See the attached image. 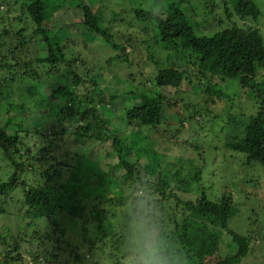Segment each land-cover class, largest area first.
<instances>
[{
  "label": "trees",
  "instance_id": "trees-1",
  "mask_svg": "<svg viewBox=\"0 0 264 264\" xmlns=\"http://www.w3.org/2000/svg\"><path fill=\"white\" fill-rule=\"evenodd\" d=\"M57 1L23 0L17 4L18 0H2L0 5L5 4L7 12L13 6H19L21 13L16 17L19 21L13 29L0 30V75L1 72L13 70L15 81L16 70L21 79L37 80L38 83L30 85L26 91L30 103L40 107L46 104L38 93L37 84L44 89L51 88L55 97L64 100L63 105H56V113L55 108L51 109L54 116L62 123H71L70 132L77 141L110 143L109 149L108 145L105 146V156L112 161L106 167L99 160L96 161L95 181L85 187V192L81 183L64 179L72 163L66 159L60 160L56 151L58 133L41 130L37 125L30 127L24 115L7 118L5 122L0 119V161L7 165L0 167V213L10 211L8 199L14 194L18 200L12 213L27 221L26 227L22 224L17 226L18 231L12 235L0 232L2 264H30L24 254V245H28L26 247L36 263L42 264L44 259L50 260V256L53 260L59 258L57 250L63 248L64 244V249H68L69 228L73 226L79 227L82 239L72 249L75 260H83L86 254L100 248V243L110 244L113 257L119 258L128 248L133 221L147 222L152 229L164 234V239L159 241L160 248L173 261H182L183 257V264H243L251 249V236L230 227V223L244 202L255 200L253 189L246 188L243 183L238 186L234 184L217 198H211L203 182L206 161L201 162L191 176L182 177L179 183L176 180L177 184H174L169 174H164L166 167L164 161L159 159L160 153L154 154L145 166L149 176H141L136 150L146 141L145 127L150 132L160 127L167 97L143 88L130 91L131 99L139 100L125 107L123 113L129 126L133 125L136 131L120 134V128L115 127L108 118L110 104L106 95L99 93L96 99L80 94L79 88L86 76L81 75L75 67L79 59L72 57L69 60L66 51L68 45L64 44L57 31L47 28L53 15L67 3V0ZM73 1L83 13L81 23L93 33L101 35L115 50L116 55L110 57L109 62H128L125 45L114 39L113 32L103 26L102 16L94 4L89 0ZM118 1L122 6L121 14L126 13L142 24L145 32H155L158 44H150L153 50L151 52L149 49V52L156 62L154 53L157 50L154 47L159 45L166 51V65H159L155 77L159 87L178 88L187 74L193 73L197 78L193 87L195 93H200L202 86H209L212 89L210 94L222 99L223 91L216 89L215 84L218 80L235 78L244 89L256 96L259 106L255 114L249 117L242 115L245 119H239L236 115L229 117L228 127L232 133L225 141V148L241 153L240 162L246 166L254 163L264 166V37L260 29L246 23H234L212 34H200L194 17L185 9L190 0ZM232 2L234 11L225 3L228 19L233 14L242 20L257 19L261 14L257 0ZM30 22L33 25L31 34L39 36L46 45V52L34 59L29 57L28 29L23 27V24L28 26ZM219 22L223 23L224 20L220 19ZM62 64L67 66V73L60 72ZM39 67H44V72H39ZM261 73L263 79L259 80ZM56 74H63V77L69 75L73 80L70 84L59 83L55 87L51 77ZM213 77L216 79L214 83L211 81ZM4 84L1 80L0 94L7 97V93L1 92ZM210 94L205 101L211 100ZM1 103L0 99V106ZM48 104L51 106L52 103ZM10 108V105L4 107L5 112H9ZM180 121L183 123L182 118ZM35 137L37 140H34ZM75 154L86 153L76 151ZM69 156L67 152L63 157ZM31 173L38 177L30 180L28 176ZM117 181L130 190L127 197L123 195V188L116 189ZM195 185L199 189L195 198H185L180 194L193 193ZM225 235L230 240L227 248L235 246V250L220 253L219 247ZM33 244L36 250L29 246ZM83 247L87 249L84 256L81 253Z\"/></svg>",
  "mask_w": 264,
  "mask_h": 264
},
{
  "label": "rangeland",
  "instance_id": "rangeland-1",
  "mask_svg": "<svg viewBox=\"0 0 264 264\" xmlns=\"http://www.w3.org/2000/svg\"><path fill=\"white\" fill-rule=\"evenodd\" d=\"M89 1L100 12L103 26L108 27L113 32L114 39L122 41L119 43L125 45L129 54V61L115 60L109 62L110 57L116 55L115 50L105 42L101 35L93 33L81 23L82 11L73 0H67V3L63 4V7L49 20L47 28L57 31L64 44L68 45L66 51L69 60L72 57H78L79 61H77L75 67L81 75L86 76V80L79 88L80 94L94 96L96 99L99 93L105 94L106 100L110 104L109 111H107L108 118L114 123L115 127L120 128L119 133L122 135L136 131L133 125H131L132 127L129 126L123 113L125 107L131 106L139 100H132L129 96L130 91H138L143 88L153 94L162 93L166 95L167 100L163 108V119L160 127L151 132L149 128L145 127L146 141L142 147L136 150L135 157L141 169V176H149L145 166L154 154L160 153L159 159L161 162L164 161L163 165L166 167L164 174L167 176L169 174L174 184L179 183L182 177L191 176L197 166L206 161L203 182L211 198H217L222 191L232 188L234 184L238 186L243 183L246 188L253 189L255 200L243 203L239 213L232 217L230 227L244 234L250 233L251 249L244 258L243 264H260L264 262V166L259 163L246 166L240 162L239 155L242 156L241 153L233 152L228 147L225 148V141L229 140L232 133V129L228 127L229 117L236 115L239 119H245V116L249 117L255 114L259 106L256 96L244 89L239 80L235 78L218 80L215 84L216 89L223 91L224 98L222 99H218L215 94L211 95L212 89L209 86H204L205 88L202 86V91L195 93L193 87L197 78L193 73L187 74V78L178 88L173 86L159 87L155 83V77L159 65H166V51L162 46L154 47V50H157L154 53L157 62L149 52V49L151 52L153 50L151 45L158 44L155 39V32L152 30L149 33L145 32L141 26L142 24L133 20L126 13L121 14L122 6L118 0ZM1 2L2 0H0ZM22 2L23 0H18L17 4ZM57 2H60V0ZM226 2L229 8L234 11L232 0H190L185 9L187 12H191L194 17L193 20L198 33L212 34L234 23L239 25L246 23L259 28L264 37V0H257L261 10L260 16L257 19L248 18L246 20H242L237 14H233L231 19H228L225 15ZM6 10L7 6L5 4L0 5V30L4 28L13 29L19 21L16 19L21 13L19 6H13V9L9 12ZM218 19L219 21L223 19L224 22H217ZM27 25L23 24V27L28 29V39L31 47L29 57L34 59L46 52V45L39 36L31 34L32 23L30 22ZM179 63L182 64L183 62L179 61ZM43 68L39 67L38 71L44 72ZM67 70L65 64L60 65V72L67 73ZM194 71L200 73L198 69ZM14 73H16L15 81H13V70L1 72L0 75L2 77V79L0 77V82L3 80L5 83L1 88V92L7 93V97L0 94L2 100L0 119L5 122L7 118L24 115L29 120L27 124L30 127L37 125V127L42 128L41 130H52L53 133H58L56 151L61 157L60 160L66 159L72 163L70 172L65 174L64 179L72 183H81L82 185H80L86 192L87 188L85 187H89L95 181L93 174L97 166L96 161L99 160L103 167H106L107 163L112 161L110 157L105 156L107 153L105 146L110 143L77 141L73 133L70 132L71 123L68 121L62 123L54 116V112L58 111L56 108L63 105L64 100L55 97L51 88L46 87L47 89H44L42 85L37 84L38 93L44 99L46 105L40 107L37 104L30 103L26 88L38 83L37 80L21 79L16 70H14ZM262 73L258 77L259 80L263 79ZM62 75H52L51 80H53L51 82H53V86L56 87L59 83L70 84L72 82V77L70 78L69 75L63 77ZM211 81L214 83L216 79L213 77ZM90 91L92 94H90ZM209 94L212 96L209 97L211 100L205 101ZM132 97L134 99V96ZM48 102L52 103L51 106H47L49 105ZM7 105H10L11 108L6 113L4 107L6 108ZM52 108H55L54 112H51ZM180 118L183 119V123H181ZM65 128L69 131L66 132ZM56 134L51 135L55 136ZM34 140H37V138L35 137ZM107 148L109 149L110 146L108 145ZM76 151L85 152L86 154L77 156ZM67 152L70 156L63 157ZM6 166L4 161L1 160L0 167L4 168ZM32 175L28 176L30 180L38 177ZM64 179L61 181L65 182ZM115 186L116 189L123 188L125 197L130 194V190L118 181ZM245 191L247 192V189ZM196 193H199V189L195 185L193 193L184 194L183 192L180 194L185 198H195ZM17 200V196L13 194L8 199L10 211L6 214L0 213V232L4 234L12 235L18 231L17 226H21V224L26 227L27 221L12 213ZM153 231L158 242L164 239V234H161L158 229L154 228ZM130 237L127 243L128 248L124 250V255H120L119 258L113 257V248L110 244L100 243L98 244L100 248L86 254L83 260L77 261L74 258L72 249H75L76 244L82 242V239L79 227L73 226L69 228L68 239L70 245L68 249H64V245H66L64 244L63 248L57 250L59 258L55 260L51 256L49 257L50 260L43 258L42 264H131L133 247L129 242ZM229 241L228 236L225 235L224 241L219 247L220 253L235 250V246L227 248ZM26 246L28 245H24L23 249H25L24 254L27 262L39 264L34 261L31 251ZM29 246L35 247V244ZM1 249L2 245L0 243V252ZM33 250H36V247ZM85 251L87 249L83 247L81 249L83 256ZM0 264H2L1 257Z\"/></svg>",
  "mask_w": 264,
  "mask_h": 264
},
{
  "label": "clouds",
  "instance_id": "clouds-1",
  "mask_svg": "<svg viewBox=\"0 0 264 264\" xmlns=\"http://www.w3.org/2000/svg\"><path fill=\"white\" fill-rule=\"evenodd\" d=\"M130 243L133 247L131 264H183L173 261L161 251L155 233L147 222L133 221L130 225Z\"/></svg>",
  "mask_w": 264,
  "mask_h": 264
}]
</instances>
